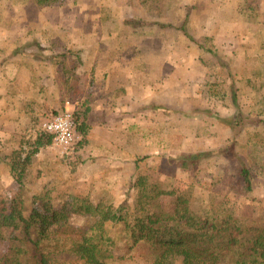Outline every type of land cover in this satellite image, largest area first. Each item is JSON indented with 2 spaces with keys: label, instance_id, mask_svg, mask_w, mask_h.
Returning <instances> with one entry per match:
<instances>
[{
  "label": "rangeland",
  "instance_id": "1",
  "mask_svg": "<svg viewBox=\"0 0 264 264\" xmlns=\"http://www.w3.org/2000/svg\"><path fill=\"white\" fill-rule=\"evenodd\" d=\"M38 2L0 0L1 81L8 90L20 86L11 87L10 100L0 95V195L8 203L14 197L27 202L32 194L44 196L66 214L64 228L69 230L58 228L51 235L74 239L89 234L98 216L85 206L93 209L99 201L134 225L146 210L172 212L177 197L200 211L225 196L236 215L264 223V0ZM182 23L198 44L175 29ZM35 42L61 49L66 57L63 67L47 60L52 83L42 80V88L51 91L46 95L27 92L23 84L33 77L31 69H40L42 61L35 55L43 52ZM84 45L108 46L123 59L135 49L136 111L103 126V133L88 123L87 112L77 128L80 144L67 154L55 150L51 139L41 144L18 183L5 156L35 147V139L46 135L41 123L66 100L72 108H90L80 99L94 85V65L79 64ZM93 52L84 51L86 62ZM58 69L63 76L51 77ZM18 70L21 80L13 82L9 77ZM26 94L39 99L29 104L21 99ZM130 106L124 101L119 109L127 112ZM183 154L195 155L193 164L177 165ZM241 160L252 175L247 192L236 180ZM147 183L154 185L152 190ZM158 189L172 193L156 195ZM147 193L153 195L149 204ZM124 220L105 222L111 257L104 264H155L160 251L146 240L133 242ZM13 234L19 231L0 229V255ZM58 248L61 264H86Z\"/></svg>",
  "mask_w": 264,
  "mask_h": 264
},
{
  "label": "trees",
  "instance_id": "2",
  "mask_svg": "<svg viewBox=\"0 0 264 264\" xmlns=\"http://www.w3.org/2000/svg\"><path fill=\"white\" fill-rule=\"evenodd\" d=\"M38 1L40 4L50 0ZM159 25L174 27L170 23L159 22ZM175 29L182 30L187 38L198 44L186 32L184 23L175 26ZM35 45L42 48L39 42ZM207 51L212 53L211 49ZM60 55L64 56V52ZM87 109L72 108L76 129L83 125ZM260 117L262 119V116ZM50 139V135L38 136L35 139V147H22L12 150L9 157L5 156L10 172L18 183H22L30 156ZM194 157L193 154H183L176 163L187 167L189 162L193 164ZM236 180L242 184L245 192L251 190V170L242 160L239 162ZM141 185L145 190V183L141 182ZM148 186L152 190L154 185L147 183ZM154 193L158 195L172 192L158 189ZM31 196V201L25 202L22 198L17 201L14 197L13 201L8 203L7 199L0 195V229L11 227L19 231V235L13 234L10 237L8 247L0 255V264H61L55 256L58 245L61 250L74 253L86 264H104L107 258L111 257L108 249L111 242L103 236L105 222L124 219L133 242L146 240L160 251L154 258L155 264H172L176 258L181 264H264V223L255 225L254 221L236 215L234 207L229 205L231 201L225 196L218 202H211V207L200 211L192 210L187 198L177 197L172 212L147 213L146 210L134 225L129 224L127 217L110 207H104L101 201L95 204L93 209H90L91 204H88L85 210L92 211L91 214L97 215L98 219L90 226L89 234H83L76 239L66 238L67 235H51L59 229L69 232L68 226L64 228L66 214L50 205L44 196ZM151 196L153 195L148 196L147 193L146 203L150 201Z\"/></svg>",
  "mask_w": 264,
  "mask_h": 264
},
{
  "label": "crops",
  "instance_id": "3",
  "mask_svg": "<svg viewBox=\"0 0 264 264\" xmlns=\"http://www.w3.org/2000/svg\"><path fill=\"white\" fill-rule=\"evenodd\" d=\"M124 1V0H122ZM86 48H80L81 50L79 53L80 57V66L88 67L90 64L91 66L94 65L93 68V73L91 77V81L94 82V85L90 86L88 89L87 93L89 92L88 96L86 95L84 97H80L81 100L85 99V102L87 105L90 106V108L87 109L88 111V123L95 124V128H98L99 130L104 132V127L103 126H111L112 122H115L117 119L120 117H127L130 113L134 114L136 110H134V105H135V84L134 81L136 79V74L133 71V65L136 66V58H135V49L133 52H129V57H125L124 59L120 56H118L119 52L118 51H113L111 48V52L108 48V46H89L84 45ZM43 49H40V52L36 54L35 56L38 57L42 62L40 63V69L38 67V70L31 69V74L33 77L29 78L28 80L23 83L26 85V91L29 92L33 89H35V92H38V95H46L47 93H50L51 91L47 88L46 85L42 84L44 83L43 81L46 82H51L52 83V78H49V74L47 71L48 65H47V60H50L49 63H53L56 60H58L62 66L64 64V60L66 59L65 56H61L60 53L62 52L61 49H57L51 46L48 47V45L42 46ZM96 49V51H95ZM92 53V57L89 61L90 63L85 61V57L88 54H83L84 51H89ZM53 55V57H52ZM120 55V54H119ZM23 56V55H22ZM48 57H51L48 59ZM31 59L34 62L35 59ZM10 63V61L8 62ZM144 64H141L143 66ZM58 66V65H57ZM79 66V67H80ZM139 66V67H141ZM145 66V65H144ZM30 68V67H29ZM56 73L52 75L51 77L57 76L59 73L62 75V71L60 69L55 70ZM77 73L79 72V68L77 69ZM16 74V75H15ZM14 74V76H11L9 78L15 79L13 82H16L17 80H21L20 78V72L19 70ZM63 76V75H62ZM13 77V78H12ZM2 77L0 75V81ZM4 80V78H3ZM3 80L1 81L0 84V95H5L4 98H7V100H10V93L15 91V88L11 87H20V86H15L14 85H7L10 87V90L6 87L4 84ZM7 80V79H6ZM43 80V81H42ZM65 80V78H64ZM69 80V79H68ZM40 81V82H39ZM43 90V91H42ZM145 90V87L144 89ZM17 91V90H16ZM42 92V93H39ZM21 94V91H20ZM37 95V96H38ZM33 95H22L21 99L27 100L28 103H33L35 100L39 98H31ZM46 101V99H42V102L40 105H44L43 103ZM48 101V100H47ZM127 101L128 104H130L129 111L127 110H122L120 111V106L121 104ZM37 105V103H35ZM71 107L72 104H70ZM63 107V105H62Z\"/></svg>",
  "mask_w": 264,
  "mask_h": 264
},
{
  "label": "built area",
  "instance_id": "4",
  "mask_svg": "<svg viewBox=\"0 0 264 264\" xmlns=\"http://www.w3.org/2000/svg\"><path fill=\"white\" fill-rule=\"evenodd\" d=\"M41 131L51 136V145L60 154H67L78 146L81 138L75 127L73 110L68 100L61 109L41 123Z\"/></svg>",
  "mask_w": 264,
  "mask_h": 264
}]
</instances>
